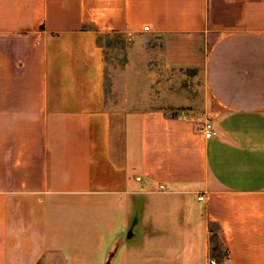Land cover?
<instances>
[{"label": "crops", "instance_id": "obj_1", "mask_svg": "<svg viewBox=\"0 0 264 264\" xmlns=\"http://www.w3.org/2000/svg\"><path fill=\"white\" fill-rule=\"evenodd\" d=\"M215 235L264 264V0H0V264H210Z\"/></svg>", "mask_w": 264, "mask_h": 264}, {"label": "rangeland", "instance_id": "obj_2", "mask_svg": "<svg viewBox=\"0 0 264 264\" xmlns=\"http://www.w3.org/2000/svg\"><path fill=\"white\" fill-rule=\"evenodd\" d=\"M210 243L209 263L222 264L226 259V250L223 240L218 235Z\"/></svg>", "mask_w": 264, "mask_h": 264}, {"label": "built area", "instance_id": "obj_3", "mask_svg": "<svg viewBox=\"0 0 264 264\" xmlns=\"http://www.w3.org/2000/svg\"><path fill=\"white\" fill-rule=\"evenodd\" d=\"M148 31V27L145 28ZM202 133L206 139L213 138L216 135L213 124L210 121H203L201 127ZM200 200H204V197H200ZM212 264H215L214 262Z\"/></svg>", "mask_w": 264, "mask_h": 264}]
</instances>
